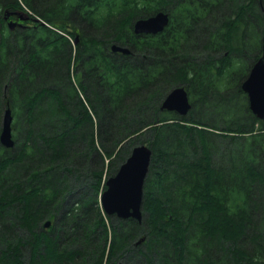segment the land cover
Returning <instances> with one entry per match:
<instances>
[{
  "label": "trees",
  "instance_id": "obj_1",
  "mask_svg": "<svg viewBox=\"0 0 264 264\" xmlns=\"http://www.w3.org/2000/svg\"><path fill=\"white\" fill-rule=\"evenodd\" d=\"M5 7L47 24L11 30ZM263 54L264 0H0V264H264V118L242 89ZM180 85L184 115L161 107ZM142 135L143 217L121 219L100 195Z\"/></svg>",
  "mask_w": 264,
  "mask_h": 264
},
{
  "label": "water",
  "instance_id": "obj_2",
  "mask_svg": "<svg viewBox=\"0 0 264 264\" xmlns=\"http://www.w3.org/2000/svg\"><path fill=\"white\" fill-rule=\"evenodd\" d=\"M6 13L9 14L10 12L7 11ZM35 20L46 24L40 18H35ZM12 22L10 21V24H14ZM168 23L169 13L160 10L148 17L136 19L133 24V30L138 34H155L162 31ZM111 50L126 54L131 52L129 46L119 43H113ZM242 88L248 95L249 106L252 112L259 118H264V54L253 64L248 76L242 83ZM161 107L176 111L181 115L187 114L191 108L187 89L182 85L174 87L166 95ZM12 122V111L10 108H7L3 113L0 131V142L5 147H13L15 144L12 133ZM152 154L153 150L147 144L135 146L117 172L107 179L106 189L101 195V204L106 213L116 215L121 219H128L130 217L137 220L142 219L144 183L150 169ZM50 225L51 221L45 223L46 227ZM144 239L143 237L141 241Z\"/></svg>",
  "mask_w": 264,
  "mask_h": 264
},
{
  "label": "flooded vegetation",
  "instance_id": "obj_3",
  "mask_svg": "<svg viewBox=\"0 0 264 264\" xmlns=\"http://www.w3.org/2000/svg\"><path fill=\"white\" fill-rule=\"evenodd\" d=\"M10 12L9 14H7L6 12ZM3 18L7 21V25L8 27L13 30L15 29L17 26H25V25H29V21H34L32 16H29V14L27 13V11L21 7H15V8H9V7H5L2 8V14ZM6 17V18H5ZM13 20L12 23L14 24H9V21ZM12 25V26H10ZM138 36V33H136ZM192 109V103H191V108Z\"/></svg>",
  "mask_w": 264,
  "mask_h": 264
},
{
  "label": "rangeland",
  "instance_id": "obj_4",
  "mask_svg": "<svg viewBox=\"0 0 264 264\" xmlns=\"http://www.w3.org/2000/svg\"><path fill=\"white\" fill-rule=\"evenodd\" d=\"M114 43H117V42H114ZM240 105L241 106H244L245 107V101H243V100H240ZM236 109H237V107H235ZM211 116V115H210ZM218 119V118H217ZM217 125H219L220 127H224L225 125H224V123L221 121V119L219 118L218 120H217ZM2 127V117H1V123H0V128ZM146 139V136H144V135H142L141 136V138H140V140H138V144H136L135 146H137V145H140V144H147L148 146H149V144L147 143V141L145 140ZM141 142H143V143H141ZM134 146V147H135ZM110 177V176H109ZM108 177V178H109ZM107 178V179H108ZM142 207H143V204H142ZM142 212H143V208H142ZM112 216H115V215H112Z\"/></svg>",
  "mask_w": 264,
  "mask_h": 264
},
{
  "label": "bare ground",
  "instance_id": "obj_5",
  "mask_svg": "<svg viewBox=\"0 0 264 264\" xmlns=\"http://www.w3.org/2000/svg\"><path fill=\"white\" fill-rule=\"evenodd\" d=\"M150 170V169H149ZM149 173V172H148ZM147 176H148V174H147ZM147 178V177H146ZM145 181H146V179H145ZM145 184V183H144ZM46 227V226H45Z\"/></svg>",
  "mask_w": 264,
  "mask_h": 264
}]
</instances>
